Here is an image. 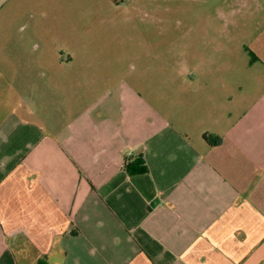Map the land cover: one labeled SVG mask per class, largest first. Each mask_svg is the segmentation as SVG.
<instances>
[{
	"label": "crops",
	"instance_id": "0c3cea01",
	"mask_svg": "<svg viewBox=\"0 0 264 264\" xmlns=\"http://www.w3.org/2000/svg\"><path fill=\"white\" fill-rule=\"evenodd\" d=\"M71 6L0 0V264H264V83L213 49L157 81Z\"/></svg>",
	"mask_w": 264,
	"mask_h": 264
},
{
	"label": "rangeland",
	"instance_id": "374dc122",
	"mask_svg": "<svg viewBox=\"0 0 264 264\" xmlns=\"http://www.w3.org/2000/svg\"><path fill=\"white\" fill-rule=\"evenodd\" d=\"M71 5L78 39L85 35L101 40L104 50L121 44L127 50L140 36V49L151 51L157 81L165 68L179 63L180 52L213 49L220 65L229 59L238 78L264 83V0H71Z\"/></svg>",
	"mask_w": 264,
	"mask_h": 264
},
{
	"label": "trees",
	"instance_id": "16d2710c",
	"mask_svg": "<svg viewBox=\"0 0 264 264\" xmlns=\"http://www.w3.org/2000/svg\"><path fill=\"white\" fill-rule=\"evenodd\" d=\"M204 139L209 142L210 144L212 145H217L219 143V139H214L212 138L211 136L209 135H205L204 136ZM127 162V161H126ZM139 162L138 161H135L133 163H126V170L130 173V174H138V173H144L145 169L143 168H140L138 169L137 166H138ZM133 168V169H132Z\"/></svg>",
	"mask_w": 264,
	"mask_h": 264
},
{
	"label": "built area",
	"instance_id": "2783aa9c",
	"mask_svg": "<svg viewBox=\"0 0 264 264\" xmlns=\"http://www.w3.org/2000/svg\"><path fill=\"white\" fill-rule=\"evenodd\" d=\"M131 158V154L128 155L127 159H130Z\"/></svg>",
	"mask_w": 264,
	"mask_h": 264
}]
</instances>
